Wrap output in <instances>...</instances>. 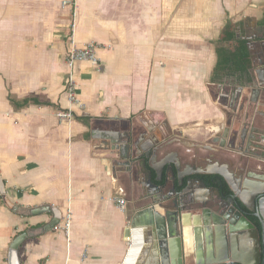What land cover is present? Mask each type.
I'll return each instance as SVG.
<instances>
[{"label": "crops", "instance_id": "crops-1", "mask_svg": "<svg viewBox=\"0 0 264 264\" xmlns=\"http://www.w3.org/2000/svg\"><path fill=\"white\" fill-rule=\"evenodd\" d=\"M73 22L79 46L101 45L102 71L77 66L83 108L68 123L57 113L69 107ZM229 23L236 40L224 42ZM237 41L247 42L252 68L244 76L216 72L217 48H236ZM263 53L264 0H0V264H8L23 234L20 264H156L159 251L146 226L131 225L148 204L140 200L147 192L137 175L140 159H119L112 147L155 126L171 142L158 160L168 157L165 170L217 167L233 175L236 157L246 152L213 156L208 147L216 152L225 131L238 130L239 114L254 117L259 105L248 101L239 111L242 100L230 97L252 86ZM215 157L221 163L198 161ZM117 196L128 201L126 211ZM54 209L61 213L56 227Z\"/></svg>", "mask_w": 264, "mask_h": 264}, {"label": "water", "instance_id": "water-1", "mask_svg": "<svg viewBox=\"0 0 264 264\" xmlns=\"http://www.w3.org/2000/svg\"><path fill=\"white\" fill-rule=\"evenodd\" d=\"M257 67L253 71L252 86L237 88L231 94L233 103L242 100L241 111L248 101L255 106L264 103V53L260 55ZM230 127L225 131V141L218 146L216 153L226 149L247 153V128L241 133L231 131ZM145 130L140 140L127 138L122 141L123 146L119 143L112 149L119 153V159H140L136 164L141 169L137 175L144 176L140 184L147 191L140 200L148 201V204L134 215L131 225L135 228L142 220L146 226L159 251L158 257H154L156 264H264V176L249 175L243 183H236L234 176L224 168L210 172L227 183L232 196H226L212 183L184 174L178 165L176 171L173 166L165 170L170 164L168 157L158 160L162 152H168L171 142L166 143L167 139L159 138V134L165 137L163 128L157 130L155 126L153 129L148 125ZM249 142L251 145L248 144V147L261 148L256 138ZM208 151H214L213 147L209 146ZM149 167L157 174L155 181ZM0 191L5 198V184L1 177ZM237 199L260 220L261 232L237 208ZM53 213L56 218L53 225L56 227L61 222V213L56 209ZM141 232L143 234V231L137 230L135 235L138 237ZM27 236L23 234L13 242L8 264H20L19 249ZM248 239L251 240L249 247L239 251L241 243Z\"/></svg>", "mask_w": 264, "mask_h": 264}, {"label": "flooded vegetation", "instance_id": "flooded-vegetation-1", "mask_svg": "<svg viewBox=\"0 0 264 264\" xmlns=\"http://www.w3.org/2000/svg\"><path fill=\"white\" fill-rule=\"evenodd\" d=\"M239 111H241L240 108H239ZM254 111H255V115L253 118L251 117L250 114H248V116L247 115L244 116V115L239 114V117L237 119L238 120V122H237L238 131H240L242 133V130L247 128V141L246 142L250 141V139H251V137H250V139L248 140V135H249L251 129H254L253 135H254V138H256V140H258V141L264 140V103L260 104L258 108L256 107L254 109ZM255 118L260 119V125L261 126L259 128L257 127V125H255V122H254ZM253 144H255V143H253ZM245 149H246V147H245ZM212 153L213 154L215 153L217 155H221L220 154L221 152L218 154L215 151H212ZM239 153H241V152H239ZM215 154L213 156H216ZM253 154H255V155H253ZM256 156H258V157H256ZM198 161L204 162V163L212 166L215 163L216 164H218L219 162L221 163L222 157H215L214 159L209 158L208 160L207 159H201ZM234 163L236 166L234 165L235 168H234L233 176H234V180L236 183L237 182L243 183L245 181V179L249 178V175H251V176H264V155H262V154L260 155L259 150H257V149L252 150V148H250V149L248 148V151L245 154V156H243V155L237 156ZM218 169L219 168H217V167H216V169L208 167L205 170L198 169V168H196V170H194L193 167H191L190 169L183 171V173L189 174V176H191L194 179H200L201 181H204L205 183H210V184L212 183V185H213V182L209 181L207 179V176H213L215 178L220 179L221 177H219V176H215L212 174L210 175V172L217 171ZM222 180H224V179H222ZM221 193L224 194L223 192H221ZM226 196L230 197V196H232V194L226 195ZM239 203H241V205L244 206V204L240 201V199H237L236 200L237 208L239 210H241L245 215H247L248 218H253L257 222H259V224H260V220L257 217H255L254 213H251V211L248 210L246 207H245L246 209L240 207L241 205H239ZM241 251H243V250H241Z\"/></svg>", "mask_w": 264, "mask_h": 264}, {"label": "built area", "instance_id": "built-area-1", "mask_svg": "<svg viewBox=\"0 0 264 264\" xmlns=\"http://www.w3.org/2000/svg\"><path fill=\"white\" fill-rule=\"evenodd\" d=\"M68 3V2H67ZM75 23L73 22L70 29L69 35V45L70 49L68 51L66 57V64L68 67V82L66 86V96L68 100V109L62 112L57 113V118L61 122H68L71 123L75 119V108L80 107L83 108L81 101L78 98L77 91H78V83H77V76H76V68L79 64H89L96 72L102 71V63L99 57V51L101 49V45L98 43H88L83 46H79L76 43L75 36ZM2 198V194L0 191V199ZM116 201L122 211L127 210L128 201L121 196H117ZM71 214L68 212L63 221L64 227L63 231L66 235L70 232L71 227Z\"/></svg>", "mask_w": 264, "mask_h": 264}, {"label": "trees", "instance_id": "trees-1", "mask_svg": "<svg viewBox=\"0 0 264 264\" xmlns=\"http://www.w3.org/2000/svg\"><path fill=\"white\" fill-rule=\"evenodd\" d=\"M233 25L229 23L227 30L224 33L222 40L224 42H232L236 40V35L232 31ZM238 42V41H237ZM218 64L216 72L231 71L232 75L244 76L252 68L251 53L247 47V42L239 41L236 48L220 49L217 48ZM207 179L213 182V186L218 188L226 195H231L232 191L227 183L221 178H215L213 176H207ZM217 179V180H216ZM241 205V203H239ZM240 207L245 208L241 205ZM249 220L254 223L258 230L261 232V225L253 218Z\"/></svg>", "mask_w": 264, "mask_h": 264}, {"label": "rangeland", "instance_id": "rangeland-1", "mask_svg": "<svg viewBox=\"0 0 264 264\" xmlns=\"http://www.w3.org/2000/svg\"><path fill=\"white\" fill-rule=\"evenodd\" d=\"M141 127V126H140Z\"/></svg>", "mask_w": 264, "mask_h": 264}]
</instances>
